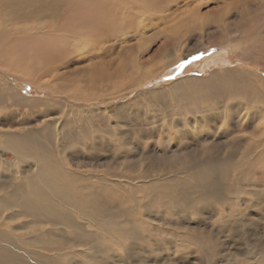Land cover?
Returning a JSON list of instances; mask_svg holds the SVG:
<instances>
[{
    "label": "rangeland",
    "instance_id": "1",
    "mask_svg": "<svg viewBox=\"0 0 264 264\" xmlns=\"http://www.w3.org/2000/svg\"><path fill=\"white\" fill-rule=\"evenodd\" d=\"M260 2L166 0L161 12L137 11L119 32L100 33V11L112 5L118 15L117 0H0V201L36 173V161L20 159L6 139L29 130L41 131L46 149L73 169L63 170L67 177H81L69 182L94 196L91 206L59 203L56 214L0 203L27 212L23 223L7 221L21 229L22 247L33 257L20 264H264V159L248 161L264 148V126H255L264 121V36L255 32L264 31ZM76 31L92 41L100 35V42L80 49L76 36L70 50L56 45L58 36ZM37 42L42 46L29 48ZM54 54L62 57L41 64ZM226 68L238 69L244 81H251L245 72L254 73L255 89L231 92L228 82L208 87L200 79ZM96 70L107 77L87 88ZM177 80L207 88L177 92ZM229 95L252 99L259 112H209L215 96L223 102ZM47 132L56 133L52 141ZM192 154L193 168L228 159L227 168L199 185L177 163Z\"/></svg>",
    "mask_w": 264,
    "mask_h": 264
},
{
    "label": "bare ground",
    "instance_id": "2",
    "mask_svg": "<svg viewBox=\"0 0 264 264\" xmlns=\"http://www.w3.org/2000/svg\"><path fill=\"white\" fill-rule=\"evenodd\" d=\"M106 1V0H105ZM166 0H140L138 3L139 6L136 7L134 4L137 5L136 0H117L116 3V10L118 11V15L114 16L111 14V11L114 9V7L111 5L108 11L101 10L100 11V18L104 20V22L100 25V33L103 32H119V28L121 25H123L125 22L126 17H136L137 11L140 13H143L145 16L148 15L150 12H161L164 8ZM262 1L261 4L264 5V0H258ZM143 2H146L145 4L141 5ZM255 4H259V2H256ZM255 4H249V10H253L251 7H253ZM123 14V15H122ZM155 14V13H154ZM198 13L194 14V17L197 16ZM198 17V16H197ZM133 19V18H132ZM135 19V18H134ZM138 19V17H137ZM135 20L136 22L139 20ZM130 21V20H129ZM134 21V20H133ZM87 22V21H85ZM115 24H118V27H115ZM134 24V23H133ZM131 25V23H130ZM135 25V24H134ZM136 26V25H135ZM258 26V25H257ZM187 27V26H186ZM261 28V27H260ZM256 28H254L255 30ZM87 32H90L89 30H86ZM117 31V32H116ZM256 29L255 32L260 33L264 36V31ZM61 36V35H60ZM58 36V41L56 45H62L65 48V51L70 50L72 48V39L76 36H79L82 38V41L80 43V49L89 48V50L93 49L100 41V35L99 39L92 41L91 39H87L83 34L79 33V31H76L75 34H63V37ZM121 39V38H120ZM68 43V44H67ZM37 45H41V42L35 43L33 46L29 48H34ZM47 45V44H45ZM182 45V44H181ZM78 47V48H79ZM177 48V47H176ZM70 53V52H69ZM68 54V53H67ZM34 56V52L32 55H30V58ZM49 57V56H48ZM46 57V61L42 62L41 64L50 62L53 64L57 59H59L62 56L54 54V58H48ZM33 60V58H32ZM173 62V61H172ZM34 64L31 65L32 67H36L37 63L33 62ZM171 64V63H170ZM52 67V65H49ZM20 67V64H19ZM23 69L24 68H21ZM46 69L44 70L47 72ZM228 68H226V71L224 74H217L216 72L212 73L211 76L200 78L201 81L205 82L207 81L208 87L210 85L216 84L218 81H224V83L227 82L229 85H227V88L231 92H237V90L242 89L243 86L247 87L250 86L252 89L254 88V84L252 81H255L256 75L251 72H245L247 78L251 81H244L237 73L240 71L238 69H230L233 73H228ZM44 76V75H43ZM107 75L105 72L101 71L98 73V71H93L91 73H88L86 77L87 88L93 87L99 85L101 81H104ZM33 80V79H32ZM180 80H177V82L173 83L172 89L175 91H186L189 92L191 88L199 90L202 88H207V84L205 83L203 86L199 87L198 84H191L190 87L185 86V84L180 83ZM183 81H192V80H184ZM242 81V82H240ZM90 86V87H89ZM98 88V87H96ZM262 93H264V86L260 87ZM99 90V89H98ZM91 91V90H90ZM95 91V90H94ZM101 91V90H100ZM99 92V91H98ZM100 93V92H99ZM251 93V92H250ZM84 95V94H83ZM82 95V96H83ZM216 98H213L214 100H211V104H208L207 107L209 108V112L215 113H230L234 112L235 108H250L253 110L258 111V106L253 102L252 99H248V101H243L244 99H247L245 97H238V101H236V96L229 95L225 97L224 101L222 102L219 100L218 96H215ZM86 98L93 99V96L87 95ZM209 103V102H208ZM225 104L226 107L223 108L221 111H219L220 105ZM205 106V105H204ZM254 114H250L251 116ZM250 116V117H251ZM264 117V114H262ZM241 131L244 132L245 127L243 123H240ZM256 127L264 126V121L257 123L255 125ZM51 127V126H49ZM79 125H77V128ZM52 128V127H51ZM52 130L55 132V130L52 128ZM58 130V129H57ZM41 131L34 132L33 130L26 131L23 134H7L6 137L7 142L12 143V146L15 148L14 150L19 152V158L22 159V157H27L28 159H31L33 161H36L35 174L29 175L24 178V181L22 184L19 185V193L16 195H10L7 198H4L3 201H0L1 204H11L12 202L18 201L21 203L25 210L28 212H32L37 214V212H43V209L47 208L50 210L52 209V214L55 212V214L60 212L59 209V203L66 204V205H84V206H91V201L94 196H86L85 193H87L89 190L88 188L85 189L84 193L81 192L82 187H76L75 185L71 184L70 177H72L76 181H81V177L69 174L67 177V174L63 171L65 168L67 172H71L69 170H73L70 167H68L65 160L60 163L58 161V158L56 159L54 157V151L50 148L45 147V145L41 142V140L38 138V135ZM257 132V129L254 128L249 134L250 140L255 141V138H253L254 133ZM58 133V132H57ZM56 134V133H55ZM55 134L53 132H47L45 135V138L47 141H52L55 138ZM30 151L37 155L39 159L34 160L32 157L25 155L21 152L24 151ZM255 149V157L249 158L248 161L251 164H255V159L258 160L261 157L264 159V148L261 149L260 153H257ZM189 156V155H188ZM195 155L192 154L188 158L181 159L182 162L177 161V163H182L183 166L187 167L186 169L189 172L193 173V178L199 185H207L211 182H213L217 176L218 173H220V169L227 168L228 159L223 161L214 162L212 160L209 161H201L200 165L198 167H191L192 163H195ZM260 162V161H259ZM197 163V162H196ZM261 164V163H260ZM190 167V168H188ZM173 168V167H172ZM190 169V170H189ZM20 173V172H19ZM21 174V173H20ZM19 174V175H20ZM152 181H148L146 183H142L143 185H149ZM49 187V190H51L50 193H47L45 190L46 187ZM90 187L95 192L96 191V185L90 184ZM57 193H60L59 196H57ZM13 198L11 201L10 199ZM98 205L96 204V207ZM101 210V207H100ZM19 211L17 213H14V211H7L5 208H2L0 205V256L1 255H8L13 256L14 259L17 260V262L20 264L21 262H25L26 259L31 258L33 260V257L30 253V251L22 247L21 239L19 237L22 235L20 232L21 229L16 230L14 229V224L10 222V225L7 221H10L11 219H19V217H24L25 213L27 212ZM6 212H10L8 216H4ZM71 212V211H70ZM48 213L46 212L45 216H48ZM234 213V212H233ZM73 214V213H72ZM18 215V216H17ZM21 223L24 222V219L22 218ZM124 249V254H125ZM123 255V254H122ZM68 257H60L57 258V261H61L62 263L66 261ZM1 261V258H0ZM58 262V263H59ZM71 259L67 260V263H71ZM57 263V262H56ZM0 264H2L0 262Z\"/></svg>",
    "mask_w": 264,
    "mask_h": 264
},
{
    "label": "snow or ice",
    "instance_id": "3",
    "mask_svg": "<svg viewBox=\"0 0 264 264\" xmlns=\"http://www.w3.org/2000/svg\"><path fill=\"white\" fill-rule=\"evenodd\" d=\"M181 67H183V65H181Z\"/></svg>",
    "mask_w": 264,
    "mask_h": 264
}]
</instances>
